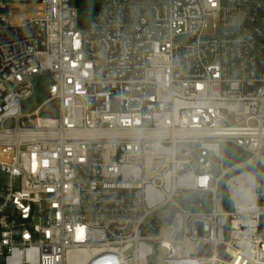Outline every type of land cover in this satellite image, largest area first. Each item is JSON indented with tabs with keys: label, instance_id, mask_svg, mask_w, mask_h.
Masks as SVG:
<instances>
[{
	"label": "built area",
	"instance_id": "built-area-1",
	"mask_svg": "<svg viewBox=\"0 0 264 264\" xmlns=\"http://www.w3.org/2000/svg\"><path fill=\"white\" fill-rule=\"evenodd\" d=\"M78 18L71 0H0V264H264V0ZM228 143L248 157L226 167Z\"/></svg>",
	"mask_w": 264,
	"mask_h": 264
},
{
	"label": "rangeland",
	"instance_id": "rangeland-1",
	"mask_svg": "<svg viewBox=\"0 0 264 264\" xmlns=\"http://www.w3.org/2000/svg\"><path fill=\"white\" fill-rule=\"evenodd\" d=\"M218 37V27L213 20L207 21V27L203 34V39L216 38ZM50 83V77L47 75L39 76L35 79V94L32 98L22 102V111L29 113L34 111L40 103L46 98V89ZM53 109L52 112L43 113V115L56 116L58 113L57 103L50 104ZM11 123H8L10 126ZM225 166H230L225 156ZM184 207L191 212H207L212 209L211 201L207 200L202 206L185 204Z\"/></svg>",
	"mask_w": 264,
	"mask_h": 264
},
{
	"label": "trees",
	"instance_id": "trees-1",
	"mask_svg": "<svg viewBox=\"0 0 264 264\" xmlns=\"http://www.w3.org/2000/svg\"><path fill=\"white\" fill-rule=\"evenodd\" d=\"M102 0H71V4L78 9V25L87 26L92 20L96 10L101 5ZM225 156L230 166L248 157V153L232 143L225 147Z\"/></svg>",
	"mask_w": 264,
	"mask_h": 264
},
{
	"label": "water",
	"instance_id": "water-1",
	"mask_svg": "<svg viewBox=\"0 0 264 264\" xmlns=\"http://www.w3.org/2000/svg\"><path fill=\"white\" fill-rule=\"evenodd\" d=\"M204 198H205V195H198L195 193H190L188 197L186 198L185 202L198 203V202H202ZM170 212H171L170 210H162L156 213L153 217V224L157 225L159 223L167 221L169 218Z\"/></svg>",
	"mask_w": 264,
	"mask_h": 264
}]
</instances>
